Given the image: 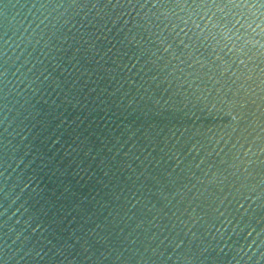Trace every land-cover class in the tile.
Masks as SVG:
<instances>
[{
    "label": "water",
    "instance_id": "1",
    "mask_svg": "<svg viewBox=\"0 0 264 264\" xmlns=\"http://www.w3.org/2000/svg\"><path fill=\"white\" fill-rule=\"evenodd\" d=\"M0 264H264V0H0Z\"/></svg>",
    "mask_w": 264,
    "mask_h": 264
}]
</instances>
